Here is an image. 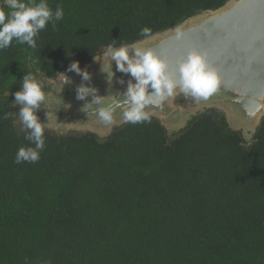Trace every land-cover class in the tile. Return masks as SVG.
Wrapping results in <instances>:
<instances>
[{"label": "trees", "instance_id": "1", "mask_svg": "<svg viewBox=\"0 0 264 264\" xmlns=\"http://www.w3.org/2000/svg\"><path fill=\"white\" fill-rule=\"evenodd\" d=\"M229 1L47 0L64 16L37 47L0 50V264H264V116L251 141L216 109L173 137L155 117L105 138L45 128L40 160L15 163L26 74L56 79Z\"/></svg>", "mask_w": 264, "mask_h": 264}, {"label": "water", "instance_id": "2", "mask_svg": "<svg viewBox=\"0 0 264 264\" xmlns=\"http://www.w3.org/2000/svg\"><path fill=\"white\" fill-rule=\"evenodd\" d=\"M177 31L182 33L180 39H177ZM137 43L150 48L167 61L170 70H174L177 61L192 49L205 54L209 64L217 69L221 86L206 100H199L201 108L220 111L233 130L242 131L245 139L251 141L264 116V0H230L219 9L197 14L167 31L134 44ZM106 63L103 54L96 56L80 68L81 74L74 75V82L77 83L72 86L74 93L64 91V104L72 107V110L74 108V113L66 121L75 126V131L80 134L90 132L105 138L115 127L127 123L123 121L120 110H117L115 122L104 125L98 116L93 115L100 106L93 105L88 112L84 109L94 97L89 95L84 100L77 98V90L83 86L94 89L95 95L106 99L105 106L112 97L124 99L129 81L133 84L136 81L130 74L118 71L114 61H111L113 77L109 81L104 71ZM84 72L89 74L88 80L83 79ZM62 84L64 89L70 87L71 82ZM180 94L177 91L161 106L146 109L161 122L168 134L181 120L186 118L184 121L188 123L191 119V111H184L175 103ZM230 116L237 125L235 128L230 123Z\"/></svg>", "mask_w": 264, "mask_h": 264}, {"label": "clouds", "instance_id": "3", "mask_svg": "<svg viewBox=\"0 0 264 264\" xmlns=\"http://www.w3.org/2000/svg\"><path fill=\"white\" fill-rule=\"evenodd\" d=\"M5 8L8 10L5 11ZM62 7L53 11L47 0H4V6L0 7V50L9 48L15 40L18 44H27L31 49L37 47L36 40L39 33L46 25L63 19ZM151 30L147 27L141 29L142 36H148ZM182 33L177 31V39ZM131 53V54H130ZM107 60L104 71L111 81V61H114L118 71L130 74L135 79L124 93V99L114 97L105 106L104 98L95 95L94 89L88 87L78 88L77 98L84 100L89 95L94 98L86 104L84 109L88 112L93 105L98 107L93 115L98 116L104 125H111L117 110L122 113L124 122L131 124L150 123L152 113L148 108L161 106L177 91L191 97L196 101L206 100L221 86V80L215 67L209 64L206 55L197 49H192L188 54L177 61L174 70H170L167 61L158 57L150 48H144L139 44H123L115 46V42L108 44L103 53ZM81 74L78 63H72L69 71ZM83 79L88 80L89 74L82 73ZM59 80L68 83L65 75L60 74ZM123 81H121L122 83ZM151 89V91H149ZM15 104L20 105L18 117L25 131V140L28 146L20 147L15 156V163H37L40 154L45 150L46 140L44 130L46 124L41 123L37 111L46 99L43 84L36 76L28 73L24 76L22 88L15 94ZM51 113H47V118Z\"/></svg>", "mask_w": 264, "mask_h": 264}, {"label": "rangeland", "instance_id": "4", "mask_svg": "<svg viewBox=\"0 0 264 264\" xmlns=\"http://www.w3.org/2000/svg\"><path fill=\"white\" fill-rule=\"evenodd\" d=\"M105 51V50H104ZM102 52L101 54H103ZM84 67V66H83ZM82 67H79V69ZM65 73V72H64ZM63 73V74H64ZM77 74L76 71H69V69L66 71L65 76L68 79V83L71 82L70 87L63 89V82L59 80V78L56 79H47L44 77L39 78L38 80L43 84V91L46 93V99L41 104V109L37 111L36 115L38 116L41 123L46 124V127L48 130H50L53 133L59 134V135H67V134H74L79 132L75 131V126H71L67 123V119L69 115H72L74 112V108L72 110V107H68L67 104L65 105L63 100L66 98L64 97V91H67V93H74L72 87L73 85H77V83L74 82V75ZM67 83V84H68ZM78 87V86H77ZM20 91V90H19ZM18 92V91H16ZM15 92V93H16ZM15 96V95H14ZM183 97L186 99L185 104L179 105L185 110L191 111V118H193V115L200 114L207 110V108H201L199 101L194 100L191 97H186L185 95L180 94L176 101ZM175 101V103H176ZM51 113V116L47 118V113ZM186 119V118H185ZM185 119L181 120L178 124L174 125L171 129V132L169 133L170 137H173L174 133H177L178 130H181L183 126L186 125ZM188 121V120H187ZM238 120H236L237 122ZM230 123L235 128L237 125L234 124L231 116H230ZM19 125H22L19 123ZM239 126V125H238ZM244 129V128H243ZM103 138V137H102ZM250 139V138H248ZM250 143V142H249Z\"/></svg>", "mask_w": 264, "mask_h": 264}]
</instances>
